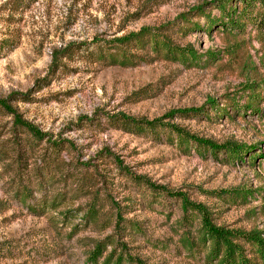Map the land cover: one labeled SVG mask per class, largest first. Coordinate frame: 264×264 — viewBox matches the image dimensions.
<instances>
[{
    "label": "rangeland",
    "instance_id": "374dc122",
    "mask_svg": "<svg viewBox=\"0 0 264 264\" xmlns=\"http://www.w3.org/2000/svg\"><path fill=\"white\" fill-rule=\"evenodd\" d=\"M212 1L0 0V98L46 135L33 138L0 108V264H90L89 252L104 239L97 264L111 251L109 264L118 255L121 264H202L204 252L189 253L181 241L186 231L196 237L197 217L117 165L205 205L216 225L264 231V94L257 93L255 113L243 112L240 95L247 83L264 85V21L236 40L218 24L208 31L217 10L188 11ZM184 13L186 21L178 18ZM141 28L190 46L200 62L164 60L142 42L108 44ZM59 50L64 57L53 68ZM205 52L217 56L209 62ZM123 58L127 66L109 64ZM232 98L238 114L223 104ZM210 99L215 110L205 105ZM193 108L205 114L163 122L218 145L251 146L253 162L249 155L228 162L222 151L212 158L166 129L127 132L114 118L150 121ZM243 189L258 194L247 203L208 194Z\"/></svg>",
    "mask_w": 264,
    "mask_h": 264
},
{
    "label": "trees",
    "instance_id": "16d2710c",
    "mask_svg": "<svg viewBox=\"0 0 264 264\" xmlns=\"http://www.w3.org/2000/svg\"><path fill=\"white\" fill-rule=\"evenodd\" d=\"M211 6L215 8L218 12L217 19L207 20V30H211L216 24L217 27L221 28V33L230 39H237L246 35V29L250 26L256 31H261L262 22L264 21V0H214L212 2L204 3L201 6H197L190 11L189 14H204V7ZM187 13L180 15L178 18L186 21L185 16ZM158 30L154 31L149 28H141L135 33H128L127 35L121 36L119 38L112 39L109 41L111 48H120L129 45L132 42H142V46L147 45L148 49L152 51L155 55L162 54L164 60L171 62H177L181 65H193L200 62V57L196 51L190 46H177L171 43V41L162 35L157 33ZM5 42V41H3ZM67 48V47H66ZM69 48V46H68ZM233 50L235 47H229ZM64 52L61 50L53 51L51 56V65L55 68L58 63L57 60L60 57H64ZM207 61L214 60L216 54L213 52H205ZM123 56V55H122ZM103 60L104 57L100 56ZM125 57V56H124ZM205 61V62H207ZM109 64H118L120 66H127L124 58L117 62L109 61ZM129 65H132L129 63ZM241 97L245 96L244 105L241 106L242 110L250 111L255 113L254 105L259 101V95L257 93L263 92L264 85L258 82H250L243 86ZM237 93L236 95H238ZM264 98V97H263ZM223 104L229 105L227 107L231 108L235 114H238L239 109L236 107L235 100L228 99ZM209 109L218 108L217 102L214 99H210L205 104ZM0 108L6 113L11 114L13 118V125L25 129L33 138L41 140L46 137L45 134L37 131L33 126L22 121L15 110H13L7 103V99L0 98ZM204 108V107H203ZM203 108H193V109H182V110H172L166 113L160 118H155L150 121L143 119H135L124 114L119 113L115 119L121 121L124 126L127 127V132H135L140 134L145 129L155 130V129H166L168 133L175 136V140L179 143H192L196 149H202L203 153L209 154L212 158L217 157V153L222 151L224 153V158L228 162L236 163L242 162L243 157L249 155L253 151V147L247 146L245 144H235L231 142H226L224 144L218 145L213 143L208 139H203L196 137L188 132L184 131L182 128L175 124L163 122L164 119L170 118L173 115L185 116V115H204ZM221 111L224 112L222 109ZM225 116V113H222ZM52 146H59L58 143L51 142ZM263 156L264 154L261 153ZM252 155L248 156V163L253 162L254 157ZM121 170H123L124 175L129 176L133 181L137 183H142L151 191H158L169 197H173L179 200L180 207L184 214L189 211L193 213L198 219V226L196 230V237L193 239L190 237L189 233L186 231L185 236L181 238L183 246L189 253H193L196 249L198 251L204 252L202 256V264H264V231L249 230L242 231L237 229H228L227 227L216 225L213 222L211 212L208 208L201 204L190 201L183 193L180 192H170L164 187L156 186L149 182L143 177H136L130 175L124 168L117 165ZM209 195H214L221 197L223 195L237 197L242 200L243 203H247L249 199L253 198L254 193L249 190L240 191H211L208 192ZM261 198L264 196V189L259 193ZM264 206V205H261ZM87 212L88 215L93 214L94 207H90ZM122 221L119 215L115 216V226L118 228L119 223ZM184 221L188 220L186 217ZM108 239H104L97 242L93 249L89 252L87 261L90 264H97V259L101 256L105 245H107ZM113 253H108L103 260L104 264H109ZM127 260H133L128 259ZM123 261L122 255H118L114 258L111 264H121ZM136 264H141L137 261Z\"/></svg>",
    "mask_w": 264,
    "mask_h": 264
}]
</instances>
